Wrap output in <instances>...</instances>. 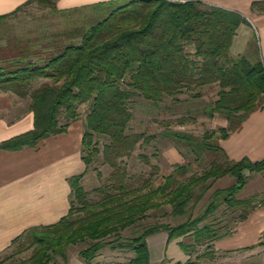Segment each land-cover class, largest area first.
<instances>
[{
    "label": "trees",
    "instance_id": "trees-1",
    "mask_svg": "<svg viewBox=\"0 0 264 264\" xmlns=\"http://www.w3.org/2000/svg\"><path fill=\"white\" fill-rule=\"evenodd\" d=\"M55 1L28 0L22 6L36 3L55 10ZM256 5L261 4L253 3L252 8ZM22 6L0 16V21ZM242 23L245 20L240 14L198 0H127L83 31L79 44L53 41L44 52L28 51L27 47L26 51L0 59V92L29 97L28 111L33 113V129L0 143L2 150L33 148L46 137L66 132L68 123L79 115L77 108L88 104L82 135L86 171L91 158L99 154L97 137L108 140L102 147V158L117 169L116 160L127 157L139 142L153 139L144 134H126L132 119L130 104L135 97L155 104L164 98L177 102L183 93L211 85L219 91L208 115H224L227 122L217 134L205 132L200 139L188 133H170L197 159L203 152L212 156L208 169L199 175L183 179L189 168L176 165L161 184L146 192H140V188L128 190L122 183L113 186L115 193L96 188L93 191L101 193L102 198L93 204L87 202L88 192L80 185L84 174L71 177L72 199L67 216L53 225L26 232L34 249L24 264H55L56 256L66 259L67 247L85 242H89L88 246L77 254L80 264H98L94 259L107 245L112 250L132 253L128 264H150L146 238L159 232H165L168 241L181 239L179 246L189 257L196 247L206 246L202 256L212 259L210 244L230 235L231 230L219 234L217 224H203L204 220L220 205L238 212L236 223L264 206V195L235 198L252 174L264 175V158L231 161L218 144L264 99L262 61L229 56L232 38ZM35 83H39L38 87L28 93ZM61 114L65 123L59 125ZM116 174L111 178L115 179ZM121 175L124 177V172ZM224 176L233 177L234 185L215 190L199 216H190L175 226L149 225L120 241V232L138 224L150 211L167 205L172 217L185 215ZM75 212L82 216L72 219ZM113 236L115 240H107ZM184 264L192 263L188 259Z\"/></svg>",
    "mask_w": 264,
    "mask_h": 264
},
{
    "label": "crops",
    "instance_id": "crops-1",
    "mask_svg": "<svg viewBox=\"0 0 264 264\" xmlns=\"http://www.w3.org/2000/svg\"><path fill=\"white\" fill-rule=\"evenodd\" d=\"M28 0H0V16L13 12ZM127 0H56L55 10L68 13L94 7H112ZM207 5L219 7L240 14L245 23L239 25L229 48V56L260 59L264 65V0H198ZM253 3H260L252 8ZM263 3V4H262ZM80 42V38L78 39ZM53 41L43 47L50 46ZM79 44V43H77ZM31 50V48H28ZM20 101L11 93L0 95L1 100ZM3 97V98H2ZM13 102L1 107L0 143L33 129V113L24 111L17 117L12 115ZM69 122L66 132L51 135L31 147L16 151L0 149V254L14 240L32 228L40 229L57 223L67 216L72 189L69 179L84 174L80 185L84 188L87 176L82 161V135L85 115ZM9 115V116H8ZM217 115V114H216ZM220 128H225L226 120ZM61 125V123H59ZM225 157L231 161L243 158L258 161L264 158V99L262 104L249 113L240 126L230 132L225 139L218 141ZM179 164V163H178ZM235 179L224 176L216 180L208 192L209 196L219 189L233 186ZM264 195V175L252 174L246 185L235 198L247 199L253 195ZM264 206L255 208L244 221L235 224L230 235L217 239L210 244L214 251L207 264H264ZM181 239L168 241L165 232H159L146 238L150 264H184L188 259L179 246ZM109 255L111 258H106ZM120 253L102 252L94 259L98 264H128L120 261Z\"/></svg>",
    "mask_w": 264,
    "mask_h": 264
},
{
    "label": "rangeland",
    "instance_id": "rangeland-1",
    "mask_svg": "<svg viewBox=\"0 0 264 264\" xmlns=\"http://www.w3.org/2000/svg\"><path fill=\"white\" fill-rule=\"evenodd\" d=\"M115 7L101 6L59 13L52 8H41L36 3L22 6L15 14L0 21V59L9 54L26 51L27 47L34 51H42L43 47L50 41L77 44L79 43L78 36L83 31L104 19ZM187 50L189 51V48ZM34 59L35 57L32 58L33 61ZM38 84L31 85L28 93L38 87ZM218 91L219 88L216 85L205 86L191 93H183L178 97L177 102L164 98L158 104L147 101L142 97H135L130 104L132 119L126 134H144L145 136H153V139L148 143L139 142L127 157L116 160L117 169H115L105 163L102 158V147L108 143V140L103 137L95 138L99 154L91 158L92 161L87 169L85 185H83L88 192L87 202L93 204L102 198V194L94 192V189L102 188L110 193H115L117 190L113 186L120 183L128 190L140 188V192H146L148 189H153L161 184L163 177L169 175L176 165H185L189 168L183 179L191 175H199L202 171L208 169L212 161V156L209 153L203 152L197 159L190 149L184 146L185 144L175 140L170 136V133H188L199 139L205 132H216L217 134L225 117L221 114L209 117L208 111L217 99ZM9 93L11 92H0V95ZM195 94L198 97H192ZM8 96L10 100H1L0 106L2 108L7 106V109L11 110L8 104L9 102L14 103L11 104L13 114L8 115L10 118L17 117V115L28 110L29 97L20 101H12L11 97L13 96ZM85 109L86 107L77 108V113L81 115L80 118L84 115L83 111L85 112ZM3 113H5L4 110L0 111L1 115ZM58 120L61 124L65 123L62 114L59 115ZM114 172L117 174L115 179H112L111 174ZM122 172H124V177L121 175ZM97 173H99V176ZM183 179L181 178L179 181ZM112 182H115V184ZM209 194L210 192L205 193L194 208L188 209L187 213L180 217H172L170 215L171 208L167 205L157 211H150L147 217L138 224L120 232V241L132 237L149 225L163 223L175 226L190 216L192 218L199 216L206 207L210 197ZM80 216L82 214L75 212L72 219ZM237 216L238 212L229 211L224 205H220L213 215L204 220L203 224H217L221 228L220 234L233 229ZM115 239L116 237L113 236L107 240L112 241ZM190 242L188 241V243ZM30 243V237L28 233H25L0 254V264H24L33 253L34 248ZM88 244L89 242H85L67 247L66 259L63 260L56 256L55 264H80L77 254ZM102 252H106V254L120 253L121 255L118 256L120 261L128 260L129 255H131L130 252L124 250H112L111 245L105 246L97 256ZM204 252H206V246L196 247L189 257L190 262L192 264H207L209 257L202 256ZM209 252L214 253L212 248ZM106 258L110 259L111 256L107 255Z\"/></svg>",
    "mask_w": 264,
    "mask_h": 264
}]
</instances>
